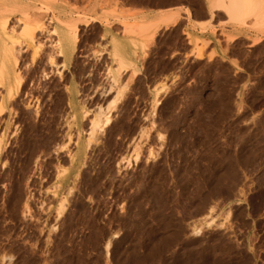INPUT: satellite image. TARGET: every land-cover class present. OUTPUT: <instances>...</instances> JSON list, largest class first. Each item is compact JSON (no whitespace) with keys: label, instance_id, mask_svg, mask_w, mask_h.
Listing matches in <instances>:
<instances>
[{"label":"rangeland","instance_id":"obj_1","mask_svg":"<svg viewBox=\"0 0 264 264\" xmlns=\"http://www.w3.org/2000/svg\"><path fill=\"white\" fill-rule=\"evenodd\" d=\"M41 35L15 43L26 60L4 107L0 88V264H264V62L243 72L160 35L147 106L110 51L101 73L68 76L53 56L36 61Z\"/></svg>","mask_w":264,"mask_h":264},{"label":"crops","instance_id":"obj_2","mask_svg":"<svg viewBox=\"0 0 264 264\" xmlns=\"http://www.w3.org/2000/svg\"><path fill=\"white\" fill-rule=\"evenodd\" d=\"M260 1L264 2L252 0L245 5L243 0H200L201 7L198 8L191 0H153L146 4L117 0L116 5H103V0H0L3 7L0 6V10L5 13L11 9L6 13L7 29H14L16 34H20L27 20H36L50 29L59 25V18L75 23L78 39L73 51L68 48L66 53L58 55L52 48L56 37L43 32L41 39L46 49L36 59L49 61V57L53 56L59 63L66 62L63 70L68 76H86L85 73L76 72H84L86 64L91 63H97L101 73L107 63L105 55L110 51L111 39L116 38L118 53L134 66L133 69L120 68L118 59V70L122 77L134 72L133 79L139 88L142 104L148 106L153 101L154 82H149L146 68L160 35L176 32L183 38L188 49L178 48L176 52L180 54L196 56L197 49L202 47V58L206 59L220 58L226 62H236L239 66L251 60L264 62V56L253 55L257 48L264 45V10L259 9ZM251 3L256 7L254 14L249 9ZM236 4V8L244 7L241 12L233 7ZM235 10L236 13H233ZM238 45L242 54L237 51ZM21 51L16 53L18 61L26 60V49ZM243 72H247L245 66ZM70 99L77 103V93L74 95L70 92Z\"/></svg>","mask_w":264,"mask_h":264},{"label":"bare ground","instance_id":"obj_3","mask_svg":"<svg viewBox=\"0 0 264 264\" xmlns=\"http://www.w3.org/2000/svg\"><path fill=\"white\" fill-rule=\"evenodd\" d=\"M261 3L264 6V2L260 1V4L258 3L259 7H260L259 9L262 11V9L264 10V8L261 5ZM251 4L253 5V3H251ZM258 4H257V7H258ZM0 6L2 7V5H0ZM3 6H5V5H3ZM236 6H237V4L235 6H233V7L236 8ZM6 7H9V6H5V8ZM233 9H231V10H233ZM236 9H238L237 11L241 12L242 11V6L241 7L239 6ZM252 9H253L252 11H254V9L256 10V7L252 6ZM8 10L10 11L11 9H8ZM7 11L5 13H2L3 12L2 9L0 10V88L4 89V95L1 98V103H2L3 107L6 106L7 103L14 98V96L17 94V92H18V90L20 88V84H21L20 79L18 78L19 74H17V69H16L17 56H16V53H15V43L18 42L20 39H19V37H15L13 35V33L7 29V24H8V16H6V15H8V14H6ZM10 12H8V13L10 14ZM233 13H236V10ZM263 13H264V11H263ZM252 14H254V12ZM26 15H25V17H26ZM233 16H234V14H233ZM38 17L39 16H37V18ZM53 18H57L58 19L59 17H54L53 16ZM27 19H29L28 15H27ZM62 19L59 18L57 20V21H59V25L58 26H54V28L52 30L47 25L36 22V20L33 21V22H30V20H27V22L25 23V26L23 28L21 37H20L21 38L20 41L24 42V44L30 46L32 44V42L34 41L35 34L37 32H42V33L43 32H45V33L49 32V33L46 34L47 36H48V34L53 32L57 36V40H56V42L54 44V48H55V52L58 55L61 56L64 53H66L68 48L70 49V51L71 50L73 51V48L75 47L76 42H77V26H76L75 23H72L70 21L67 22L66 20H64V19L62 20ZM168 20H170V19H168ZM49 21H50V19H49ZM40 22H41V20H40ZM162 22H164V21H162ZM154 25H156V24H154ZM154 28L157 29L158 27L154 26ZM154 34H156V33H154ZM118 52H119L118 51V40L116 38H112L111 39L110 53H111V56H112L113 60L118 63V59H119V66L122 67V68L132 67V69H133L134 66H132L133 65L132 62L130 60H127L124 57H122ZM63 65H66V62H64ZM111 75L113 77V80L117 79V73L115 71H111ZM69 91L72 93V89H70ZM76 117H77L76 114H74L73 118L75 119ZM109 121H110L109 117L106 116L103 124L107 125L109 123ZM98 123H99V115L97 116V120L95 119L94 125H98ZM76 145H77V149H76V151L73 154H71L70 159H69L70 164H72L74 166H78V163L82 159L83 155L85 154L86 148H87L86 147L87 145H85L84 141L80 137L77 139ZM67 171L68 170H62V173H61V171H59V173L61 175H63L65 173H67ZM211 222L212 221H209V222H207V224L209 225Z\"/></svg>","mask_w":264,"mask_h":264}]
</instances>
